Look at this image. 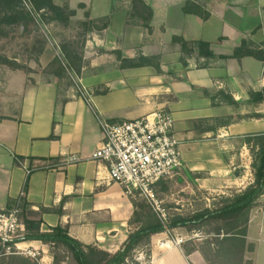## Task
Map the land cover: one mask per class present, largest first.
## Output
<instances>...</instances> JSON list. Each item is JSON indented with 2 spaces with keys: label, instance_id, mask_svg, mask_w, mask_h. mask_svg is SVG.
<instances>
[{
  "label": "crops",
  "instance_id": "1",
  "mask_svg": "<svg viewBox=\"0 0 264 264\" xmlns=\"http://www.w3.org/2000/svg\"><path fill=\"white\" fill-rule=\"evenodd\" d=\"M142 1L151 9L149 30L137 20L127 21L131 0H105L101 11L93 0H75L88 19L108 18L106 28L86 34L80 74L61 86L42 72L28 81L15 77V91L5 88L15 94V106L0 108V209L11 208L25 184L27 208L48 209L40 214L41 232L59 225L71 238L109 254L133 230V206L122 187L107 179L105 165L90 158L101 141L99 121L167 110L180 141L181 167L174 182L180 190L223 196L252 183L245 137L264 133V101L249 99L250 92L264 87V58H217L202 67L189 57L183 64L178 44L171 42L172 36L202 40L216 56H230L247 38L264 52V0ZM186 1L207 14L183 12ZM115 50L121 58L156 55L158 70L152 65L122 68ZM46 51L48 46L38 60L41 69L53 58ZM79 87L88 98L78 94ZM26 169H31L28 174ZM261 197L264 192L259 204ZM250 214L247 227L260 215ZM162 240L153 245L149 264H207L198 251L186 254L181 246L160 245ZM20 246L28 253L6 254L4 260L53 264L49 244L24 240Z\"/></svg>",
  "mask_w": 264,
  "mask_h": 264
},
{
  "label": "trees",
  "instance_id": "2",
  "mask_svg": "<svg viewBox=\"0 0 264 264\" xmlns=\"http://www.w3.org/2000/svg\"><path fill=\"white\" fill-rule=\"evenodd\" d=\"M33 10L24 9L21 0H0V27L15 26L23 24L33 19V12L36 14L42 11L40 20L47 19L55 23L66 25L69 18L75 15V10L67 6H61L53 2V0H29ZM78 7H83L79 4ZM183 12H192L199 16H205L202 7L186 1L182 7ZM133 14L134 17H131ZM85 21L82 22L83 32L81 40L69 41L61 45L59 52L61 56L54 55L51 61L44 67L43 73L51 74L57 79L67 73L69 78L71 74L78 76L83 64L82 47L85 42L86 34L93 30L99 31L106 28L108 18L106 16L97 19H88V12L85 11ZM151 17V9L144 4L142 0H131V9L127 12V21L137 20L135 24L150 29L149 20ZM42 18V19H41ZM0 33L2 31L0 30ZM171 42L178 44L180 49V61L186 64V59L195 56L197 59L202 58L196 66H207L214 59H239L244 56H251L262 60L264 52L262 48L254 44L247 38H242L240 44L234 48L230 56H216L209 48V44L202 40H185L181 36H172ZM44 47V46H43ZM41 47L40 49H42ZM80 48L79 50L77 48ZM116 58L120 61V67H139L152 65L158 70V56H144L137 54L134 58H121L118 50L113 51ZM3 60V61H2ZM0 61L10 65L7 59L0 58ZM15 69H18L17 63H13ZM70 83V82H68ZM80 88V87H79ZM78 88V89H79ZM80 94V91H77ZM249 99L253 102L264 101V87L257 92H250ZM231 104H234L229 99ZM2 118V117H0ZM245 143L251 156V171L253 181L244 189L233 192L231 196H221L222 204L214 208H202L194 210L190 214L172 213L169 216L166 211V219L161 217L160 213L153 209L150 203L142 198L135 196L129 197L133 206V212L129 219V224L137 222L139 225L135 227L113 254L97 249L92 245H84L76 239L67 235L66 229L59 225L52 227L50 231L41 232L39 224L41 222L40 214L48 209L41 208L39 212L30 211L24 199L25 184L22 188V195L16 200L20 210V218L24 224L25 232L21 240H39L49 245L61 246L70 254L76 264H125V260L130 258L131 252L140 244L148 245L151 236L163 231L170 232L175 228L196 229L201 230L205 237L212 234L213 239L205 241L201 247H192L186 254L192 251H198L207 264H249L244 261V253L252 251V244H247L246 228L251 210L259 205V198L264 192V133L248 135L245 137ZM174 180V179H173ZM170 180H161L154 185L156 195L165 192ZM159 196V195H158ZM7 209V208H6ZM229 219L232 221L230 229L220 233L219 231H211L209 228L212 220ZM217 231V232H216ZM214 232V233H212ZM246 245L251 248H245ZM5 255H1L0 264H27V260L23 258H9L4 260ZM149 258V251L147 252ZM248 261V262H247ZM53 254V264H58ZM138 264V263H135Z\"/></svg>",
  "mask_w": 264,
  "mask_h": 264
},
{
  "label": "rangeland",
  "instance_id": "3",
  "mask_svg": "<svg viewBox=\"0 0 264 264\" xmlns=\"http://www.w3.org/2000/svg\"><path fill=\"white\" fill-rule=\"evenodd\" d=\"M21 2L26 10L28 9L26 4H28L30 8L32 7L29 0H21ZM53 2L75 10V15L69 18L66 25L59 22L55 23L44 18H41V21L39 19L40 15L38 14L42 11H39L38 14L33 12V19L23 24L11 27H0V30L2 31V33H0V58L4 57L10 62L9 65L0 61V92L4 93L0 95V108L5 105L11 107L12 103L15 106V94L9 95L8 93H5V88H7V86L12 87V89L14 88L15 91V81H17L15 80V77L18 81H22L25 76V79L28 81L35 79L38 76L37 74H40L44 70V68L41 69L39 66L38 60L40 59L41 54L43 55L41 52L45 46H48V49L53 56H61V53L59 52L61 45L75 40H79L80 43L83 32L82 22L86 20L84 16L86 10L85 7H78L79 3L75 4V0H53ZM93 3L95 5V10L101 11L105 9V0H93ZM31 9L33 10V8ZM134 16L133 14L131 15V17ZM133 19L135 18H132V20ZM41 47L43 48L40 49ZM77 49L79 50L80 48L78 47ZM50 51H46V53L48 52V54H50ZM190 58H194L195 64L200 61L195 56ZM13 63H17L19 68H12L14 67ZM15 70L18 71L15 72ZM68 75L66 73L64 76L57 79L60 86L62 83H71L73 79H75L74 74H71V78H69ZM251 161L250 157V163ZM173 179L174 177L170 179L171 184L168 185L169 187L164 193L161 192L158 194L159 196L155 194L156 199L160 202V208L164 212L163 221L166 219V211H168V216L172 213L190 214L194 210L202 208L212 209L222 204L221 196L223 195H216L214 193L205 194L204 192H198L195 190L194 192H189L187 189L180 190V187L177 186ZM260 202L261 204L252 209L260 214L255 221L257 224L251 222L246 228V241L248 242L247 244H252V251L244 253V261L248 260L249 264H264V219H262V222L260 223L261 214L264 215V198L261 197ZM232 224V221L229 219L212 220L209 228L211 231L217 229V231L222 233L223 231L230 229ZM138 225L137 222H133L131 227L134 229ZM200 232L201 230L179 228L173 229L170 232L163 231L156 236L154 234L148 245L140 244L131 252V256L125 260V264H149L151 249L154 248L153 245L157 240L164 239L168 234L182 239L180 246L182 250L184 248L186 251L192 247H201L206 240L209 241L213 239L212 234L205 237V234H201ZM249 245H246L245 248H251ZM148 251L149 258L147 256ZM49 253L52 255V260L54 254L56 262L59 260L66 262V264H76L70 254H68V252L61 246L49 245Z\"/></svg>",
  "mask_w": 264,
  "mask_h": 264
},
{
  "label": "built area",
  "instance_id": "4",
  "mask_svg": "<svg viewBox=\"0 0 264 264\" xmlns=\"http://www.w3.org/2000/svg\"><path fill=\"white\" fill-rule=\"evenodd\" d=\"M78 90L81 96L88 98L86 89ZM99 125L101 141L90 158L105 165L107 179L119 184L128 197L146 199L163 218L164 212L153 187L161 180L172 179L181 167L180 141L174 135L171 114L157 108L132 119L101 120ZM71 160L78 159L71 157ZM30 170L26 169V173ZM21 195L22 191L19 197ZM24 232L18 201L11 208L0 209V255L27 252L20 246ZM181 242L182 239L168 234L160 245L176 247Z\"/></svg>",
  "mask_w": 264,
  "mask_h": 264
}]
</instances>
